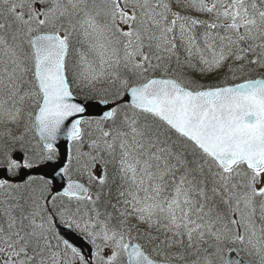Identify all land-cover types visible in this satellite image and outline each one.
I'll use <instances>...</instances> for the list:
<instances>
[{"label": "snow or ice", "instance_id": "1", "mask_svg": "<svg viewBox=\"0 0 264 264\" xmlns=\"http://www.w3.org/2000/svg\"><path fill=\"white\" fill-rule=\"evenodd\" d=\"M0 264H264V0H0Z\"/></svg>", "mask_w": 264, "mask_h": 264}]
</instances>
